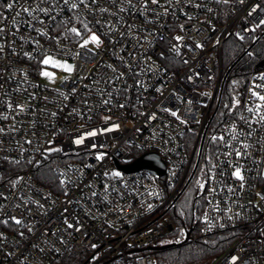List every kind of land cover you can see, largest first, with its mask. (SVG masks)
Instances as JSON below:
<instances>
[{
	"label": "built area",
	"instance_id": "2783aa9c",
	"mask_svg": "<svg viewBox=\"0 0 264 264\" xmlns=\"http://www.w3.org/2000/svg\"><path fill=\"white\" fill-rule=\"evenodd\" d=\"M0 14V264L63 256L160 264L158 242L177 228L170 209L191 177L226 40L262 35L264 0H0ZM46 55L69 60L73 71L43 82ZM262 76L264 68L250 70L221 126L201 232L190 240L236 236L200 264H264V107L256 109L264 101L252 95H264ZM212 82L211 94L202 90ZM146 152L163 159L164 173L117 165ZM46 165L58 189L38 180Z\"/></svg>",
	"mask_w": 264,
	"mask_h": 264
},
{
	"label": "trees",
	"instance_id": "16d2710c",
	"mask_svg": "<svg viewBox=\"0 0 264 264\" xmlns=\"http://www.w3.org/2000/svg\"><path fill=\"white\" fill-rule=\"evenodd\" d=\"M253 68H264V24L262 35L258 38L238 39L230 37L226 40L223 51V70L218 93L211 107L208 121L196 148L191 177L183 191L179 194L170 213L174 216L177 228L172 234L186 232V238L180 242L165 245L156 253L160 264L205 263L225 250L234 240L233 231L215 232L200 235L202 214L204 210V193L209 180L210 168L216 157L219 146V132L224 121L232 114L234 91L242 92L246 86L249 72ZM188 146L192 148L197 137L195 127L189 130ZM215 138V139H214ZM205 165V184L200 189L202 167ZM38 180L52 189H58L59 178L52 165H46L44 172L37 176ZM264 240V228L260 233ZM75 256L60 257L55 264H80Z\"/></svg>",
	"mask_w": 264,
	"mask_h": 264
},
{
	"label": "rangeland",
	"instance_id": "374dc122",
	"mask_svg": "<svg viewBox=\"0 0 264 264\" xmlns=\"http://www.w3.org/2000/svg\"><path fill=\"white\" fill-rule=\"evenodd\" d=\"M47 56H51L52 59L54 61H59L61 63H67V64H70L71 62L63 57H55V56H52V55H46L44 57V59L47 57ZM43 59V60H44ZM50 72L52 74V79H49L48 77H45L43 75L40 74V78L43 82L47 83V84H58L61 80V77L66 75L68 73V71H66L64 68L62 67H56L54 66L52 63H49L47 65H44L43 66V71L42 72ZM41 72V73H42ZM221 82V81H220ZM214 87H215V83L212 82V83H209V84H206L204 86H202V90L211 94L213 91H214ZM241 93L242 92H238V91H234V101H233V106H235L236 104L239 103L240 101V98H241ZM206 171V167L205 165L202 167V174H201V177H203V173ZM205 176L203 177V180L200 181V184H199V187L200 189L203 188L204 184H205ZM186 238V232H181L180 233L178 232L177 233H170L166 236H164L161 240H159L158 242V245L159 246H165V245H168V244H173V243H176V242H180L182 240H184ZM86 259V257H82V259L80 258V264H82L84 262V260Z\"/></svg>",
	"mask_w": 264,
	"mask_h": 264
},
{
	"label": "snow or ice",
	"instance_id": "6c2138e0",
	"mask_svg": "<svg viewBox=\"0 0 264 264\" xmlns=\"http://www.w3.org/2000/svg\"><path fill=\"white\" fill-rule=\"evenodd\" d=\"M68 2H69V0H64V3H65V4H68ZM157 2H158V0H152V3H154V4L157 3ZM241 2H242V0H241ZM71 7H72V8H76L77 5H76L75 3H73V4H71ZM7 8H8V9H12V8H13V3H8V4H7ZM254 10H255V9H254ZM24 11L30 13V10L27 9V8L24 9ZM39 11H42V12L47 13V12H48V9H39ZM250 14H251V13H250ZM0 15H2V14H0ZM261 24H264V19H262V20L260 21V23H259L258 25H256V27H259ZM84 27L87 28V24H85ZM252 30L255 31V28L252 29ZM3 31H4V29L0 28V32H3ZM70 31H71L72 33H75L77 36L80 35V32H79L75 27L71 28ZM240 38L243 39L242 36H241ZM175 39L180 40V39H182V37H176ZM90 40H91V42L95 43L97 46H98V45L100 44V42H101L100 39H99V37H98L97 35H95V34H93V35L90 37ZM88 43H89V41H88V40H85V41H84V44H82L81 47H86ZM198 46H199V45H198ZM0 51H3V46H2V45H0ZM176 51H177V53H178L179 50L177 49ZM43 63H44L45 65H47V64H49V63H52V64H53L54 66H56V67H62V68H64V69H65L66 71H68L69 73H71V72L73 71V66H72V65L67 64V63H61V62H59V61H54V60L52 59L51 56H47V57L43 60ZM41 75H43V76H45V77H48L49 79H52V78H53V77H52V74H51L50 72H46V71H45V72H42ZM261 79H264V76H262ZM252 95H253L254 97H257L260 101H264V95H260L259 93L255 92V91L252 92ZM105 103H107V101H105ZM261 107H264V105H260V104L256 105V109H257V110H259ZM21 110H23V109L21 108ZM248 111L251 112V111H253V109L249 108ZM173 115H175V113H173ZM260 120H261V121H264V115H261V116H260ZM95 134H96L95 132L88 133V135H95ZM214 139H215V138H214ZM82 142H83V137H81V139H79V140L76 141V143H78V144H79V143H82ZM245 147H247V145H245ZM237 155H240V153L237 152ZM97 159H102V157H101V156H98ZM116 175H119V173H116ZM235 175H236L238 178L243 179V177H242L241 174H240L239 169H237V171L235 172ZM12 219L15 220V223H17V224H20V223H21V221L18 220V219H15V217H13ZM4 223H7V221H4ZM69 227H72V225H69ZM233 259L235 260V258H233Z\"/></svg>",
	"mask_w": 264,
	"mask_h": 264
},
{
	"label": "water",
	"instance_id": "95a60500",
	"mask_svg": "<svg viewBox=\"0 0 264 264\" xmlns=\"http://www.w3.org/2000/svg\"><path fill=\"white\" fill-rule=\"evenodd\" d=\"M117 165L125 172H133L143 168L150 169L156 173H164L166 164L163 159L155 152H146L127 165Z\"/></svg>",
	"mask_w": 264,
	"mask_h": 264
}]
</instances>
